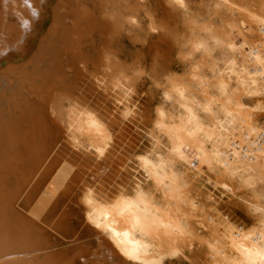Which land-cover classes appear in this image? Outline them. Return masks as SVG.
I'll return each instance as SVG.
<instances>
[{"label":"bare ground","instance_id":"obj_1","mask_svg":"<svg viewBox=\"0 0 264 264\" xmlns=\"http://www.w3.org/2000/svg\"><path fill=\"white\" fill-rule=\"evenodd\" d=\"M183 1L0 0V264H164L186 253L190 264H264V189L256 191L264 185V0H220L233 15L223 19V38L212 37L228 57L222 67L211 63L214 82L200 81L197 99L183 87L164 93V103L173 94L179 106L177 117L158 108L168 147L137 160L156 199L135 179L132 191L126 187L129 153L146 112L129 89L118 92L124 87L119 80L140 68L145 54L154 76L166 68L185 33L176 21ZM146 5L149 26L140 44L148 52H135L125 65L123 34ZM154 34L157 41L150 42ZM166 78L175 85L170 74ZM109 79L120 83L114 96ZM98 89L112 98L113 111L90 100L87 93ZM232 90L255 101L251 111L223 102ZM204 168L231 198L237 188L251 193L239 200L254 214L252 226L219 220L201 204L193 182L204 179ZM21 214L64 247L37 252ZM77 218L83 227L72 233Z\"/></svg>","mask_w":264,"mask_h":264},{"label":"rangeland","instance_id":"obj_2","mask_svg":"<svg viewBox=\"0 0 264 264\" xmlns=\"http://www.w3.org/2000/svg\"><path fill=\"white\" fill-rule=\"evenodd\" d=\"M183 2L184 3H182V5H180L178 7L176 6L177 10H178L176 21H177V27L179 26L180 29H185V33L182 35L183 37H181V38H180L181 35L178 36V38H177L178 43H177L176 47H174L172 49V51L170 52L168 62L165 65L166 68L164 70H162L163 72L162 71L158 72L159 76L157 74V77L154 76L152 74L153 71L150 67L151 61L148 58V54H145V57L143 59H141V61H140V66H139L140 68H138V69L136 68L135 69L136 71L134 69L132 71H130V74H128V77H125L126 79H124L123 81H122V79L119 80L120 83H122L124 85V87L121 88L122 90L118 91V92L120 94H122L124 92H127L126 90L129 89L131 91V95H132L133 99L135 100V102H137V105L140 107V111L142 113L146 112L145 113L146 116H144L145 118L144 117L142 119L140 118L139 123H138L139 124L138 125L139 126L138 127V132H139L138 139H139V141H137L138 145L134 151H131V153H129L130 158H129V162H128L127 175L126 174L124 175V179H126V180L129 179V180H127V182H129V184H128L129 186L127 185L126 187L132 191V189L130 187V180L135 179L139 183L141 182L140 185L147 191V193L152 195V197L154 199H156L157 194L154 191L150 181L145 176H143V177L141 176V175H143V172H142L141 168L139 167L137 160H138V157L140 155L153 156L156 154V152L166 151V148L168 147L167 139L164 137V135L162 133H160L158 126H157V123L159 122V121H157V120H159L158 115H157V112L159 111L158 108L165 109V110L169 111L170 113H172L171 115L173 117H177V115L175 113L178 112L179 106L177 104V101H175V96L173 94L171 96L174 99L171 101V103H168V104L164 103L165 101L162 98L164 96V93L166 91L168 93L169 92L172 93V88L183 87L189 91V94H190L192 99H197L198 95H200V90H201L200 88L202 85L201 82L204 81L205 78H206V80L208 79V81H209L208 83H211L214 80L213 79L214 77L212 74L213 71H209V70L214 69L212 67L211 63L217 62V64L220 67H222L223 63L225 62L226 58L228 57L226 47L222 43V41H218L216 44H214V38L216 35H217L216 38L222 39L224 36V33H226L224 31V29H226L227 27H225L226 23L223 19L226 20L227 17L231 13L226 10L227 8L226 9L224 8V7H226L225 4L220 3V0H184ZM49 4L50 3H48V7H50ZM217 6H219V7H217ZM216 7L221 9V10L217 9V11H216L215 10ZM148 11H149L148 5H146V7L144 8V11L141 12V14L137 17L136 21H133L134 19L131 20L132 21L131 23L135 22L136 24L134 23L132 26L128 24L130 27H128V25H127L128 29L125 30V32L123 34V37L121 40L122 41L121 47H123V49L121 48L122 50L120 53V57H121L120 61L122 63H125V65L130 66L133 63L134 59L132 57L133 56L132 54H134L135 52H137V51H142L145 53L148 52L147 51L148 49H146V48H148L147 45L145 46V49H146L145 50L144 47L140 44V41L142 43V41L147 38V32H148V26H149V20L148 19L150 16V13ZM221 11H223L224 14ZM217 12L219 13V15ZM226 12L229 14H227ZM231 15H233V14H231ZM223 16L226 18H224ZM179 28H178L177 33H179ZM217 28H219V29H217ZM216 31H218L219 33ZM212 34H214V36ZM155 35L156 34H154V37L151 39L150 42L157 41ZM135 36L138 37L139 42L137 41V38ZM207 36H209V37L213 36L214 38L210 37L207 39L206 38ZM236 38H237L236 42H237V44H239V42H241V41H240L238 36ZM205 40H207L208 42ZM198 41L202 42L205 46L199 49L198 46H195V43L196 42L198 43ZM211 42H212V44H211ZM220 43L222 44V47H221ZM210 45H211V49H210ZM215 45H217V46H215ZM212 46H214V47H212ZM224 48H225V50H223ZM198 51H201V52H198ZM209 56H211V58ZM205 57H207V58L205 59ZM223 57H225V58H223ZM196 66H198L200 69ZM137 71L138 72L140 71L141 74L138 73ZM194 72H196V73H194ZM168 74H170L171 78L176 81V82H174L175 85L172 86L173 83L170 84L168 82V80L166 78V76ZM200 74H201V76H200ZM135 75H136V77H135ZM197 75L199 76V79H197L198 78ZM177 77H178V79H177ZM107 81H108L107 84L111 88V92L113 91L112 94L114 96V93L117 92V90H116L117 85H119L120 83L116 84L111 79H109ZM79 84L81 85V83H79ZM211 85H210V87H211ZM84 87L86 89L88 88V87H86L85 84H84L83 88ZM212 87L209 90L210 92H213V90L215 89ZM234 87L235 86L232 85L233 89H234ZM211 89H212V91H211ZM97 91L100 94H98ZM97 91H91V93L93 92V95H90L87 92L86 93L88 96H90V100H94V103L95 102H99L100 104H103V102L107 103V105L110 106V108H111L110 110L113 111L112 110L113 109L112 108L113 107L112 102L110 103V101H112V98L110 96L107 98L106 95L99 89ZM192 91H194V92L192 93ZM234 92L235 91L232 90L231 91L232 94H230L229 99H226L225 101L223 100V102H225L226 104L227 103L228 104H231V103L234 104V102H237V103L241 102L240 104L243 106V110L244 109L246 110L248 108L247 110L249 111V109L254 105L255 101H253L252 99L246 98L245 96H242L243 98L238 97V95L233 96ZM101 95H102V98H101ZM94 96H95V98H94ZM104 98L105 99L107 98V99L104 100ZM234 98H235V100H234ZM98 100H101V101H98ZM102 100H104V101H102ZM140 111H139V113H140ZM250 111H251V109H250ZM199 114L202 117V119L205 121L206 118L203 117V115L201 113H199ZM141 121H142V123H141ZM146 121L148 123H146ZM263 124L264 123H262L261 126H263ZM78 130L79 129H77V131L74 130V132H77L78 134H76V133L75 134L81 138V136L79 134L80 130L79 131ZM82 141H84L83 137H82ZM155 141L160 142V144H158L156 147H155ZM87 144L88 143L84 142V146H87ZM63 153L66 155L71 154V152L68 151L65 147L63 148ZM189 155L192 156L193 153L189 152ZM79 161H81V159ZM135 169H136V171H135ZM206 169L207 168H204L202 171L204 173V179L205 180L201 179L199 181L193 182L195 190L197 192L199 190L201 193L202 197L199 198L201 204L202 205L205 204V206L207 207V210L209 212H213V213L215 212L217 215L216 217L219 220H223L224 218H226L231 224H235L236 226H242L245 228L252 226L254 224V221L252 220V218L250 219L249 217H247L242 211L228 209V205L226 203V200L230 201L232 198L229 195L223 193L222 190L219 189L215 185V178H214L215 176L212 175L211 171L206 170ZM128 173H129V175H128ZM206 178H210V180H207ZM76 187L72 188L73 189V191H72L73 195H74V193L77 192ZM236 190H237L236 193L241 191V189H239V188H237ZM209 195L217 200V203H218L217 205H214L212 203V201L208 198ZM238 199H239V197H238ZM82 227L83 226H81L79 228V230H81ZM182 256H184V257H182ZM182 256H179V258L177 257L175 259L173 258V260L167 259L164 262V264H190V262L188 260H186L189 258L190 254L186 253ZM190 259H192L191 256H190L189 260ZM168 261L171 263H167Z\"/></svg>","mask_w":264,"mask_h":264},{"label":"water","instance_id":"obj_3","mask_svg":"<svg viewBox=\"0 0 264 264\" xmlns=\"http://www.w3.org/2000/svg\"><path fill=\"white\" fill-rule=\"evenodd\" d=\"M25 36L29 34V32L24 30ZM28 36V35H27ZM22 221L24 222L25 225H27L33 232H34V238L36 240V249L37 252H42L44 250H50L52 251L53 249H62L64 247L65 243L62 241H59L58 237L54 234L51 233L50 231L45 230L41 225L38 223L34 222L32 219L27 217L25 214H21ZM42 223V222H41ZM47 225V224H45ZM71 229L72 233L73 231H77L80 228V221L77 218L76 220L72 221ZM64 239H66V242H70L72 240L70 232L69 234H65V232H58Z\"/></svg>","mask_w":264,"mask_h":264},{"label":"clouds","instance_id":"obj_4","mask_svg":"<svg viewBox=\"0 0 264 264\" xmlns=\"http://www.w3.org/2000/svg\"><path fill=\"white\" fill-rule=\"evenodd\" d=\"M262 189H264V185H257V188H256L257 192L261 191ZM238 197L250 198L251 197V193L241 190V191H239L237 193V197L236 198H232L230 201L226 200V203L228 205V209L242 211L247 217H249L251 219L254 214L251 213L250 210L247 209V207L244 206L240 202Z\"/></svg>","mask_w":264,"mask_h":264},{"label":"snow or ice","instance_id":"obj_5","mask_svg":"<svg viewBox=\"0 0 264 264\" xmlns=\"http://www.w3.org/2000/svg\"><path fill=\"white\" fill-rule=\"evenodd\" d=\"M29 7L31 8V5H29ZM32 15L33 16L37 15V12L34 9L32 10ZM2 41H3V35H2V33H0V42H2Z\"/></svg>","mask_w":264,"mask_h":264}]
</instances>
